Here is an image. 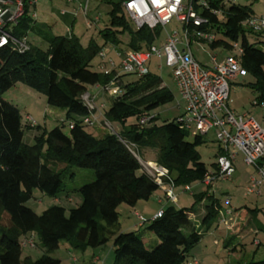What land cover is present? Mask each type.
Masks as SVG:
<instances>
[{
  "label": "trees",
  "instance_id": "16d2710c",
  "mask_svg": "<svg viewBox=\"0 0 264 264\" xmlns=\"http://www.w3.org/2000/svg\"><path fill=\"white\" fill-rule=\"evenodd\" d=\"M125 1H109L112 10L108 14V25L98 31L104 45L122 53L146 51L157 46L161 28L136 30L122 11ZM205 1L210 9L221 11L218 18L195 7L212 29L222 30L223 37H216L209 44L210 49L230 53L234 44L240 46V64L253 80L246 86L257 95V104H264V41L261 40L264 32L256 33L243 26L253 18L252 9L235 4L226 7L223 0ZM33 21L26 12L13 29V37L27 38L28 32L34 30ZM36 32L48 44L46 51L31 44L30 50L23 54L9 47L0 49V231L3 233L0 264H22L23 241L19 239L34 236L40 242L43 255L32 263L27 257L26 264H61L60 260L50 257V253L58 249L62 241L80 253L103 248L112 242L113 264H183L203 233L208 232L213 223L221 221V217L218 219L219 200L214 195L201 193L192 195L190 209L169 204L163 208L161 218L146 222L147 230L154 237L149 238V235L146 239L140 230L119 232V207L133 208L159 191L124 142L134 145L139 157L140 154H153L155 163L168 170L175 188L182 190L201 183L209 174L197 151L204 143L203 137L194 135L193 141L187 142L189 132L178 122L181 116L162 125H157L155 116L147 125L150 127L140 126V118L174 101L173 93L150 71L127 84L120 80L126 75L120 76L122 95L107 97L111 102L105 105L103 113L110 124L120 126L117 136L106 134L96 138L88 134L82 120L90 110L82 97L96 86L105 88L115 72L104 75L91 70L92 61L102 51L93 40L83 46L74 36L48 35L45 29ZM123 37L127 38L124 48ZM250 37L256 39L251 41ZM17 84L44 94L48 106L64 112L70 122L69 134L56 127L44 131L34 143H25V130H38L39 126L28 123L27 117L22 124L20 110L4 100V94ZM130 118H135L136 123L126 126ZM73 168L94 173V180L76 191L81 198L79 206L68 211L61 205L52 206L41 215L27 207L34 190L54 200L67 192L64 179H74ZM212 170L217 171L216 163ZM66 200L70 202L71 198L66 196ZM201 203H204L205 214L197 229L191 219ZM246 211L247 224L264 232V227L256 222V209L246 208ZM3 217L7 218L6 227L1 225ZM144 225L145 222L141 228ZM145 242L150 243L153 250H147ZM36 248L34 243L33 249ZM247 264H264V261Z\"/></svg>",
  "mask_w": 264,
  "mask_h": 264
},
{
  "label": "built area",
  "instance_id": "2783aa9c",
  "mask_svg": "<svg viewBox=\"0 0 264 264\" xmlns=\"http://www.w3.org/2000/svg\"><path fill=\"white\" fill-rule=\"evenodd\" d=\"M38 1L0 0V49L9 47L20 54L30 50L27 38L16 39L13 37V29L26 14L27 9L29 7L34 8ZM65 1L67 4L78 3V9L83 16H88V5L91 0ZM195 7L199 11L206 10L215 17H221V11L210 9L205 0H126L122 4L123 13L136 30L143 27L149 30H154L157 27L164 29L175 19L182 25L183 34L175 31L166 33L162 46H152L146 51L116 52L120 59L118 68L111 60H107L106 66L102 68L105 70L104 75L115 71V81L105 88L94 87L95 96L88 92L82 97L83 102L90 110L89 115L82 120L83 125L86 128L103 125L110 129V123L103 113L105 105L101 104L98 107L95 104L98 96L101 94L109 97L122 95L119 87L120 76L133 75L142 78L148 75V65L152 58L162 59L164 66L172 71L171 76L180 102L183 104L184 114L178 119V122L184 130L193 131L194 135L200 137H205L213 132L215 141L220 147V153L216 158L217 171L207 174L202 184L211 187L215 183L229 181L235 173L237 156L241 155L243 163L255 172L249 177L245 187L246 196L261 198L264 196L262 194V186H264V129L248 115H236L228 104L231 83L238 77L247 75L240 64L239 58L242 55V50L238 44H234L232 52L236 54L232 55L230 52L220 64H216L215 56L212 57L211 62L216 64L213 69L199 64L191 51L192 41L209 45L216 39V35L209 21L200 16ZM60 15L65 16L66 12L61 11ZM76 16L74 14L73 19ZM31 19L34 20L35 16L32 15ZM99 22L100 19L96 17L86 24V28L92 29ZM243 26L256 33L264 32V17L249 19ZM202 27L206 29L200 30ZM67 33L72 34L69 29H67ZM98 56L103 61L106 58L103 51ZM158 68L161 69L162 67L158 66ZM261 106L264 107V104ZM154 117V115H149L140 118V126H147ZM26 120L32 126L36 125L30 117H27ZM124 145L138 160L143 172L164 193V200L168 204H177V189L168 170L155 162L142 161L134 145L126 142ZM182 193L191 194L190 187H184ZM224 204L226 207L230 206L229 199H226ZM226 214L228 215L229 212ZM162 215L163 208L158 211L153 219L161 218ZM136 216L142 226L143 218L139 215ZM221 222H224L223 218ZM255 244L259 245V242H255ZM21 246L22 248L33 249V237L25 239ZM192 264L197 263L193 262Z\"/></svg>",
  "mask_w": 264,
  "mask_h": 264
},
{
  "label": "rangeland",
  "instance_id": "374dc122",
  "mask_svg": "<svg viewBox=\"0 0 264 264\" xmlns=\"http://www.w3.org/2000/svg\"><path fill=\"white\" fill-rule=\"evenodd\" d=\"M110 0H91L88 5V16L84 17L83 14L78 9V3L67 4L65 0H39L35 7H29L27 9V16L31 18L32 15L35 16L33 21L34 30L28 32L27 39L29 44L33 47L46 51L48 49V44L44 41V39L37 34V30L45 29V32L48 35L53 36H64L70 37L74 36L78 38L83 46H87V44L93 40L98 45L101 46L102 51L104 52L106 58L112 57L115 62H118V57H116L111 51L108 45H104L100 35L98 34L99 29H103L105 25H108L109 17L108 14L112 10V5L109 4ZM226 7H229L231 4H235L241 7H250L253 11V18L264 17V0H223ZM61 11H65L66 15L61 16ZM76 14V18L73 19V15ZM96 17L100 19L99 24L92 29H87L86 24L91 22ZM67 29H69L72 34L67 33ZM178 32L179 34H183V28L180 23H178L175 19L171 21V23L166 26L164 29H161L160 39L157 44H160L165 38L166 33ZM217 39L222 38V30L217 32L216 29H213ZM70 35V36H69ZM256 39L255 37H250V40L253 41ZM122 48L126 47L127 38H121ZM127 51V50H126ZM191 51L195 58L199 60V62L203 65L211 66V58L213 55L224 54L225 52L222 50H211L207 43H197L192 44ZM235 52H232V55H235ZM108 60V59H107ZM102 58L97 56L91 63V70L97 73L104 74V71L101 68ZM158 66L162 68L159 69ZM149 71L157 76H159L162 80V86L170 90L174 95V101L171 104L160 107L156 109L152 115L158 118L157 125H162L165 122H170L174 119H178L180 116L184 114V108L180 102V97L178 95L177 89L174 85V81L172 79V71L169 68L164 66V62L161 59L152 58L149 65ZM115 72V71H114ZM116 72L111 82L115 81ZM138 78L136 76L130 75L122 77L121 83L127 84L135 82ZM251 80L250 77L245 78V81ZM109 85V84H108ZM107 85V86H108ZM89 93L95 96V92L93 90H89ZM108 95H104V98L98 99L96 101V106H100L101 104L109 105L110 99L107 98ZM4 100L8 101L15 107H17L21 112L22 124L25 123V114L26 111L29 110L31 112L30 119L33 120L36 125L39 126L38 130L30 131L25 130L24 141L27 144L34 143L35 139L40 138L43 132H49L56 127H60L62 131L68 135L69 134V121L65 118V113L61 110L50 107L47 105L46 96L41 93L34 92L30 88L24 86L23 84H17L14 88H12L9 92L4 94ZM45 116V117H44ZM136 123L135 118H130L126 122V126L133 125ZM262 128H264V120L261 121ZM146 126V128L150 127ZM112 131H111V130ZM110 129L103 125H96L91 128H86V132L96 138H101L106 134H113L120 132V126L115 124H110ZM112 132V133H111ZM194 132H189V136L186 139L187 142L191 143L194 139ZM203 144L197 148L198 153L201 157V162L206 166L207 170L212 171V165L216 162L215 152H216V144H215V135L214 133H210L207 136L203 137ZM142 151L140 150V153ZM141 160L146 162L155 161V156L151 153L148 154H140ZM74 174V179L69 180L68 178L64 179V184L66 186L65 193L58 196L56 200L44 196L39 191L34 190L32 193L31 200L27 203V207L32 209L37 215H41L46 209L52 206H63L67 211L73 208H76L81 203L80 195L76 192L79 187L84 184L90 183L94 180V173L90 170L73 168L71 171ZM255 172L252 168H248L242 164L241 157L236 163V173L232 176L229 181L219 182L213 184L211 187H206L201 183L191 185L192 192L196 195L201 193H206L208 195H213L214 192L216 198L219 200L220 204V214L218 219L221 217V213L226 209H230V207H225L224 202L226 199L231 201V207H241L239 211H244L246 206L249 209H256V222L261 227H264V197L261 199H257L256 197H247L245 193V187L247 178L249 175H254ZM180 191H176L179 196ZM262 194H264V186H262ZM161 196L160 191H157L153 194L149 199L150 207L155 208V199L157 196ZM181 198L179 199L178 204L174 206L176 208H185L190 209L193 204L192 195L180 194ZM66 196L71 198L69 202L66 200ZM164 197V193H163ZM146 203L142 201L141 204ZM166 203V202H164ZM163 203V204H164ZM151 209V208H150ZM204 210V206H202ZM134 209L122 205L120 206L119 213V223L122 226L126 222H128L127 226H131L135 223V218L133 217ZM238 211V212H239ZM217 219V220H218ZM217 222V221H216ZM213 223L211 226V233L216 232V237H204V242L202 247H193L187 257L186 261L183 264H191L192 260L196 259L199 264H236L241 257L240 264H247L251 261H264V232L258 231L253 232V227H247L245 231L242 233L243 245L239 250L229 252L227 249H224L222 245V241L224 239L223 235L226 233V225L224 222ZM1 225L3 227L7 226V218L3 217L1 221ZM119 226V225H118ZM126 226V227H127ZM125 226L124 230H128ZM139 233L141 236L146 239L150 235V237H154L146 227L144 229H140ZM2 231H0V237L2 236ZM144 234V235H143ZM220 235V236H219ZM214 238L219 240L218 244H215ZM34 243L37 247L36 249L23 248L21 262L25 263V259L28 257L30 263L36 261L43 255V250L40 246V242L36 236H34ZM20 242L24 241L23 238L19 239ZM259 241L260 246L257 247L255 242ZM110 243V242H109ZM107 244V247H110L111 244ZM205 243V244H204ZM198 245V244H197ZM145 246L147 250H153V247L150 243L145 242ZM207 248V249H206ZM93 250H88V253H91ZM84 254L80 252L73 251L66 241H62L59 245V248L50 253V257L56 258L61 261V264H75L73 258L76 260V264H87L89 263V258H85ZM107 264H113V253L110 256Z\"/></svg>",
  "mask_w": 264,
  "mask_h": 264
},
{
  "label": "crops",
  "instance_id": "0c3cea01",
  "mask_svg": "<svg viewBox=\"0 0 264 264\" xmlns=\"http://www.w3.org/2000/svg\"><path fill=\"white\" fill-rule=\"evenodd\" d=\"M261 40L264 41V33H262ZM164 41H165V38H164V40L162 42H160V44H157V46H159V47L162 46ZM197 43L198 42H196V41H192V44H197ZM192 44H191V46H192ZM110 50L114 51L113 54L117 57L116 52H118V50L113 49V48H110ZM213 51H215V50H213ZM228 54H229L228 52H225L224 54H219V55L216 54V55H213L212 57L215 56L216 57V64H220L225 59V57ZM107 59L111 60L114 63L115 67L118 68L119 63H120V59L119 58H118V60H119L118 62H115L112 57H108ZM107 59H105L104 61L102 60L103 62L101 63V68H104V66H106ZM195 59H196V61L199 64H201L197 58H195ZM216 64L212 63L211 66H207V65H203V64H201V65L205 66V67H207L209 69H213ZM247 77H248L247 75L243 76V77H238L235 81H233L231 83L229 99H228L229 108L236 115L246 114L249 117L253 118L260 125V127L262 128L261 121L264 120V107H262L259 104H256L257 95L254 94L246 86L247 84L252 83L253 80L250 78L251 80L246 82L245 78H247ZM91 90L94 91V89H91ZM94 92L96 94V91H94ZM101 98L105 99L104 95L101 94V95L98 96V99H101ZM182 106H183V104H182ZM26 117H31V112L29 110L26 111L25 118ZM262 129H264V128H262ZM30 131H34V130H30ZM215 144H216V152H215L214 156H215V158H217L218 154L220 153V147L218 146L216 141H215ZM239 156L241 157L242 164L245 165L243 163V158H242L241 155L237 156V161L239 159ZM237 161H236V163H237ZM152 162H155V161H152ZM248 168H250V167H248ZM213 172H214L213 170L211 172L209 171V173H213ZM235 173H236V164H235ZM250 176L251 175H249L248 178H247L246 185L248 183V180H249ZM190 189H191V194L190 195H195L192 192V188L191 187H190ZM159 191L161 193V196L158 195L156 197V199H155L156 207L155 208L150 207L149 200L146 203H143V204H141V202L137 203L136 206L132 208V209H134L133 217L135 218V223L132 224L131 226H127L129 221L126 222L124 224V226L125 227L127 226L126 228L128 230H124L123 229L124 226L119 224V227H118L119 232H121V233H123V232H133V231H137V230H140V229H144V227H146V225H147L146 222L152 220L154 218V216L158 213V211H160V209L169 206V204L164 200L163 192L161 190H159ZM178 191H180L179 192V196H178V202H179V199L181 198L180 194H185V193H182V190H179V189H178ZM212 194L214 195V197H216L214 192ZM250 197H255V196H250ZM262 197H264V196H262ZM261 198H257V199H261ZM159 201H161V202H159ZM164 202H166V203H164ZM178 202H177V204H178ZM202 206H204V203H201L194 210V213H193L192 219H191L192 223L195 225V227L197 229L200 227V221H201V219L203 218V216L205 214L204 210L202 209ZM224 206H225V204H224ZM228 207H230V209L229 210L225 209L224 212H222V214H221V219L223 218L224 223L226 225V230H225L226 233H225V235H223L224 239L222 241V245H223L224 249H227V251L233 252V251L239 250L242 247L243 240H242V236L241 235H242V233L245 231V229L247 227H252V225L251 224H247L248 213L246 211V208H247L246 206H244V208H245L244 211H239L241 209V207L232 208L231 207V201H230V206H228ZM227 212H229L228 215L226 214ZM136 215H139L140 217H142L144 222H145V225L142 228H141V225L139 224V221H138V218H137ZM220 222H216V223H220ZM253 229H254L253 232H255V233L258 232L257 229H255V228H253ZM205 236L206 237L207 236L216 237L217 234H216V232H212L211 233V229L208 232L203 233L202 239L198 243V245H196V247L205 246V245H203V242H204L203 239H204ZM149 238H150V236H149ZM151 240H152V238H151ZM153 241H154V239H153ZM214 241H215V244L219 243V240H216V238H214ZM256 242H259V241H256ZM109 244H111L110 247H107V245H106L103 248H99V249L93 250L91 253H88V250L86 252L82 253V254H84L83 256L85 258L87 257V258L90 259L89 263H87V264H107L108 260L110 259L111 254L113 253L112 242H110ZM240 261H242L241 257L235 263L236 264H240L241 263ZM72 262H74L76 264V260L74 258H73ZM192 262H196L197 264H199V262H197L196 259L192 260ZM232 262H230V264H232Z\"/></svg>",
  "mask_w": 264,
  "mask_h": 264
}]
</instances>
